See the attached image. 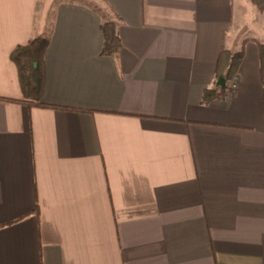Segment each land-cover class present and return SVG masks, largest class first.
Here are the masks:
<instances>
[{
  "label": "crops",
  "instance_id": "crops-1",
  "mask_svg": "<svg viewBox=\"0 0 264 264\" xmlns=\"http://www.w3.org/2000/svg\"><path fill=\"white\" fill-rule=\"evenodd\" d=\"M52 2L0 0V98H22L9 53L42 35L56 106L0 99V264H264V10ZM222 46H243L238 86L204 103Z\"/></svg>",
  "mask_w": 264,
  "mask_h": 264
},
{
  "label": "trees",
  "instance_id": "trees-1",
  "mask_svg": "<svg viewBox=\"0 0 264 264\" xmlns=\"http://www.w3.org/2000/svg\"><path fill=\"white\" fill-rule=\"evenodd\" d=\"M250 2L260 11L264 10V0H250ZM52 17H50V21ZM118 22L116 20H105L100 28L103 34V43L100 50L102 56H112L118 53L121 48V40L118 34ZM260 60V77L263 90V110H264V42L256 41ZM49 46V37L35 35L25 43L14 46L9 53V59L15 64L17 77L22 93L21 99L0 98L7 101L22 102L29 106L56 107L41 100L44 88V56ZM243 46L236 52L228 50L222 46L215 63V77H224V86H213L204 89L202 102L208 103L214 98H222L226 93L227 83L238 74V70L243 59ZM37 212V210H36Z\"/></svg>",
  "mask_w": 264,
  "mask_h": 264
},
{
  "label": "rangeland",
  "instance_id": "rangeland-1",
  "mask_svg": "<svg viewBox=\"0 0 264 264\" xmlns=\"http://www.w3.org/2000/svg\"><path fill=\"white\" fill-rule=\"evenodd\" d=\"M51 2L53 0H50ZM236 2H241V4L244 6L243 10L248 12H254L255 14H258V11L256 7L250 2V0H235ZM41 2H45V0H41ZM53 3V2H52Z\"/></svg>",
  "mask_w": 264,
  "mask_h": 264
},
{
  "label": "built area",
  "instance_id": "built-area-1",
  "mask_svg": "<svg viewBox=\"0 0 264 264\" xmlns=\"http://www.w3.org/2000/svg\"><path fill=\"white\" fill-rule=\"evenodd\" d=\"M238 86V74H235L230 78V80L227 83V88H226V94L232 93L236 90Z\"/></svg>",
  "mask_w": 264,
  "mask_h": 264
},
{
  "label": "water",
  "instance_id": "water-1",
  "mask_svg": "<svg viewBox=\"0 0 264 264\" xmlns=\"http://www.w3.org/2000/svg\"><path fill=\"white\" fill-rule=\"evenodd\" d=\"M226 84V80L224 77H219L216 81L217 86H224Z\"/></svg>",
  "mask_w": 264,
  "mask_h": 264
}]
</instances>
